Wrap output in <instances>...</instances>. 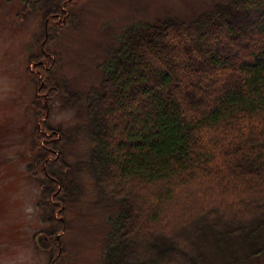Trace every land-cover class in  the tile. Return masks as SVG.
<instances>
[{"label":"trees","instance_id":"16d2710c","mask_svg":"<svg viewBox=\"0 0 264 264\" xmlns=\"http://www.w3.org/2000/svg\"><path fill=\"white\" fill-rule=\"evenodd\" d=\"M62 3L49 0V19L64 13ZM51 56L42 49L31 58L44 80L39 119L60 94ZM100 69V89L85 98L90 172L118 206L105 264H202L208 235L240 238L251 249L258 244L264 236V0L216 2L189 21H136ZM57 132L47 119L36 129L39 170L52 185L47 193L59 191L57 185L66 193Z\"/></svg>","mask_w":264,"mask_h":264},{"label":"rangeland","instance_id":"374dc122","mask_svg":"<svg viewBox=\"0 0 264 264\" xmlns=\"http://www.w3.org/2000/svg\"><path fill=\"white\" fill-rule=\"evenodd\" d=\"M39 1L0 0V264H51L55 250L54 264H105L118 206L100 193L90 172L85 95L100 89V64L133 23L167 16L189 21L226 0H63L64 13L53 19L49 0ZM42 49L53 56L60 94L39 119L36 98L45 97L44 80L31 58ZM46 119L59 140L63 134L66 193L61 185L47 193L52 185L39 170L35 136ZM56 224L61 229L52 238ZM205 238L202 264H264V236L252 249L240 238Z\"/></svg>","mask_w":264,"mask_h":264}]
</instances>
